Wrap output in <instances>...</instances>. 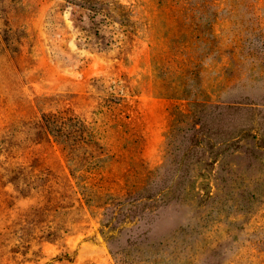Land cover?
Returning a JSON list of instances; mask_svg holds the SVG:
<instances>
[{
    "label": "rangeland",
    "instance_id": "rangeland-1",
    "mask_svg": "<svg viewBox=\"0 0 264 264\" xmlns=\"http://www.w3.org/2000/svg\"><path fill=\"white\" fill-rule=\"evenodd\" d=\"M0 264H264V0H0Z\"/></svg>",
    "mask_w": 264,
    "mask_h": 264
},
{
    "label": "trees",
    "instance_id": "trees-1",
    "mask_svg": "<svg viewBox=\"0 0 264 264\" xmlns=\"http://www.w3.org/2000/svg\"><path fill=\"white\" fill-rule=\"evenodd\" d=\"M200 105H201V104L198 103V102H196V101H194V102L191 104V107H192L194 113H195V110L197 109V107H199ZM177 123H178V121L176 120V127H174V131L178 129V128H177V127H178V126H177Z\"/></svg>",
    "mask_w": 264,
    "mask_h": 264
}]
</instances>
